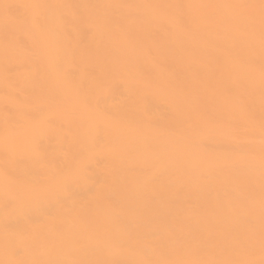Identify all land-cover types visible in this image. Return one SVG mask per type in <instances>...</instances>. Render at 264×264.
<instances>
[{
  "label": "bare ground",
  "instance_id": "bare-ground-1",
  "mask_svg": "<svg viewBox=\"0 0 264 264\" xmlns=\"http://www.w3.org/2000/svg\"><path fill=\"white\" fill-rule=\"evenodd\" d=\"M40 2L86 5L84 22L54 25L44 39L23 12L8 19L0 8V261L16 258L6 240L41 232L40 258L85 264L141 259L144 246L153 259L247 258L232 249L252 232L259 261L260 0ZM9 29L31 50L6 41ZM247 105L251 137L235 127ZM250 140L251 164L240 151ZM59 172L71 178L63 204L47 194L4 207L11 179Z\"/></svg>",
  "mask_w": 264,
  "mask_h": 264
},
{
  "label": "snow or ice",
  "instance_id": "snow-or-ice-1",
  "mask_svg": "<svg viewBox=\"0 0 264 264\" xmlns=\"http://www.w3.org/2000/svg\"><path fill=\"white\" fill-rule=\"evenodd\" d=\"M86 5H77L61 2H40V0H30L19 4L5 3L0 5L3 9L6 18L11 19L18 13H24V21L28 25L30 31L40 38L46 39L53 31L54 25H65L70 23L84 22V18L80 15V9ZM112 7V6H104ZM159 9L169 7L183 8L184 5H156L153 6ZM231 7L245 8L254 10L257 5H236ZM259 8V43H260V96L261 110L258 121L260 145H259V167H260V232H259V253L260 259L257 261L253 257L256 253L257 240L254 233L249 232L242 238L236 241L232 249L233 254L243 253L247 258H232V259H208V260H182V259H153L154 249L149 246H144L137 249V254L141 259L130 261H109V262H89V264H264V0H260ZM65 10H68L67 14ZM190 26V24H186ZM255 15L251 12L247 17V33L251 37L254 34ZM15 33L12 30H6L5 39L10 41L15 47H26L31 50L30 46L22 44L16 40ZM8 49L6 48V55ZM249 66L254 64V58L249 57ZM57 71H60V65L57 64ZM245 119L242 123H238L235 127L245 135L253 136L256 128V114L253 106L247 105L244 108ZM26 119H33L31 114H26ZM51 126V121L47 122ZM242 159L251 164L255 159L256 148L255 144L250 140L248 143L240 146ZM13 154V146L5 141L4 156L7 160ZM28 154L34 159H41L39 146L35 142H31L28 146ZM249 192L255 191V185L247 182ZM51 194L55 197L56 203L63 204L70 198L71 194V178L69 174L59 172L48 176L43 180L31 181L24 178H14L9 181V185L4 190V207L6 209H14L21 197H38L41 195ZM11 231V229H8ZM53 230L60 231V225H54ZM48 236L41 232L35 236L29 237L27 240L17 241L9 239L5 242L6 250L15 259L0 261V264H85L82 261L69 260H52L42 259L39 256L41 247L47 242ZM31 255V258H27Z\"/></svg>",
  "mask_w": 264,
  "mask_h": 264
}]
</instances>
